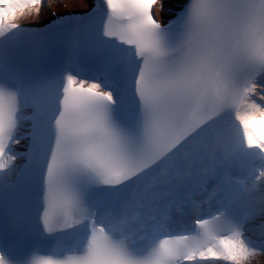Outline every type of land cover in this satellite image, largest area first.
<instances>
[{"label": "snow or ice", "instance_id": "6c2138e0", "mask_svg": "<svg viewBox=\"0 0 264 264\" xmlns=\"http://www.w3.org/2000/svg\"><path fill=\"white\" fill-rule=\"evenodd\" d=\"M175 3L90 2L87 20L22 50L18 21L51 5L0 0V264H33L24 248L37 234L61 254L35 264L264 256L248 235L255 220L264 231V103L253 98L264 101V0H187L165 21ZM236 167L247 183L228 175ZM213 177L216 214L170 230L168 194L183 200L190 180Z\"/></svg>", "mask_w": 264, "mask_h": 264}, {"label": "bare ground", "instance_id": "6f19581e", "mask_svg": "<svg viewBox=\"0 0 264 264\" xmlns=\"http://www.w3.org/2000/svg\"><path fill=\"white\" fill-rule=\"evenodd\" d=\"M186 0H176V3L174 5H170L168 10L164 13L165 19L171 18V12L173 10L179 9ZM90 2L93 4V0H48V4L51 5V7H42L41 13L39 15L33 13L31 16H26L20 21H25L29 23H44L48 20H50L51 13L55 10L58 11H65L66 9H72L74 11H80V12H87L89 11V4ZM68 6L65 8V6ZM158 15L160 16V10L158 8ZM257 103H262V101H257ZM25 141L21 140V143H24ZM226 264V262H217V264ZM251 264H264V256L257 255L254 260L251 262Z\"/></svg>", "mask_w": 264, "mask_h": 264}]
</instances>
